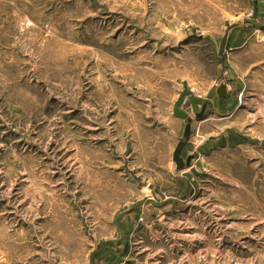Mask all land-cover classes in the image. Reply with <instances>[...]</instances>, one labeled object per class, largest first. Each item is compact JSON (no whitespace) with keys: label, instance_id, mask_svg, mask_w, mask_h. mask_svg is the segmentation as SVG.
I'll return each mask as SVG.
<instances>
[{"label":"rangeland","instance_id":"374dc122","mask_svg":"<svg viewBox=\"0 0 264 264\" xmlns=\"http://www.w3.org/2000/svg\"><path fill=\"white\" fill-rule=\"evenodd\" d=\"M255 15L264 0H0V264H264ZM183 91L205 111L179 108L177 171Z\"/></svg>","mask_w":264,"mask_h":264},{"label":"water","instance_id":"95a60500","mask_svg":"<svg viewBox=\"0 0 264 264\" xmlns=\"http://www.w3.org/2000/svg\"><path fill=\"white\" fill-rule=\"evenodd\" d=\"M245 22L247 24L253 26V27L264 30V24L258 23L256 21V15H255L253 20H246ZM229 31H230V28H228L226 30V32L224 33V36L220 42L219 50H218V57H220V58L224 54ZM221 75H222V67L219 65L218 69H217V74H216V81L220 80ZM216 94H217L218 98L225 99L227 96L226 86H224L222 84L219 85L218 88L216 89ZM184 100L188 101L190 110L194 114V118L196 120L201 119L203 117V114L205 111V107H203L199 113L196 112V110H197L196 101L189 91H183L182 93H180L179 98H178L177 102L175 103V108H174L173 113H174V116L176 118L184 120L185 128H184L183 136L181 139L178 140V144H177V146L173 152V155H172V161L175 164L177 171H183L186 168H188L190 166V162L192 159V157H190L184 162V160L181 158L182 151H183L184 147H186L188 142H189V139L191 136V127H192V123H193L192 117H189V115L187 113H184V112L180 111V109H179Z\"/></svg>","mask_w":264,"mask_h":264},{"label":"crops","instance_id":"0c3cea01","mask_svg":"<svg viewBox=\"0 0 264 264\" xmlns=\"http://www.w3.org/2000/svg\"><path fill=\"white\" fill-rule=\"evenodd\" d=\"M198 112H199V110H198ZM192 115V114H191ZM206 122V120H203L202 122H200V123H205Z\"/></svg>","mask_w":264,"mask_h":264},{"label":"bare ground","instance_id":"6f19581e","mask_svg":"<svg viewBox=\"0 0 264 264\" xmlns=\"http://www.w3.org/2000/svg\"><path fill=\"white\" fill-rule=\"evenodd\" d=\"M194 115V114H193ZM190 117V116H189Z\"/></svg>","mask_w":264,"mask_h":264}]
</instances>
